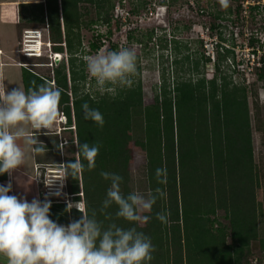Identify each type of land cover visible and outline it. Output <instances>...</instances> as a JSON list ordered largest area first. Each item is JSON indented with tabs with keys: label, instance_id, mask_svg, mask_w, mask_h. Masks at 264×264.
Instances as JSON below:
<instances>
[{
	"label": "trees",
	"instance_id": "obj_1",
	"mask_svg": "<svg viewBox=\"0 0 264 264\" xmlns=\"http://www.w3.org/2000/svg\"><path fill=\"white\" fill-rule=\"evenodd\" d=\"M233 1L235 7L227 11H234L233 23L246 21L248 26L249 20L251 23L260 12L264 14V0H254L256 3L247 7V18L241 16V0ZM161 3L165 5L164 0ZM0 6L1 21L46 25L53 52L61 53L64 49L68 54L67 62L61 60L53 66L51 77L21 67V82L27 91L52 79L62 90L59 107L66 117V130L70 131L69 88L76 141L99 146L95 168L88 170L87 161L79 156L77 146L74 149L70 137L63 165L75 159H81L85 165L83 173L75 178L65 176L71 200L77 203L81 195L89 216L95 212L103 229L112 224L123 229L135 227L148 236L155 246L149 264H241L247 256L249 241L257 232L254 189L258 174L253 161L246 88L224 75L217 77L218 61L230 50L216 51L214 72L206 78L191 81L190 78L177 80L175 76L172 89L163 83L150 103L143 102L139 82L118 89L115 96L108 92L91 94L82 88L86 79L82 56L97 52L109 42L113 31L119 29L112 0H43ZM91 12L94 18H88ZM214 17L224 18L219 13ZM98 22L109 27L104 33L92 34L88 50L84 51L81 29ZM217 25L212 24L211 29ZM257 41L253 37L249 39L250 44ZM109 48L116 46L111 44ZM205 59V62L209 60ZM77 60L82 65L78 70ZM254 74L261 81L264 93V64ZM85 102L102 113L103 127L84 119L81 105ZM262 106L264 109V100ZM135 118L141 120V138H134L132 134ZM259 131L264 135V117ZM136 152L143 153L145 159L149 192L155 194L160 189L163 193L152 212L144 213L151 217L146 224L117 217L118 206L114 203L101 211L111 182L100 173L120 175L121 190L126 196L132 192L128 186L129 165ZM162 167L167 169V181L163 184L156 177V169ZM4 177L5 173L0 174V180ZM217 211L226 218V226L213 228ZM157 213H169L168 223L159 221ZM49 215L58 224H68L80 219L82 214L75 207L68 208L64 202H57L51 203Z\"/></svg>",
	"mask_w": 264,
	"mask_h": 264
},
{
	"label": "clouds",
	"instance_id": "obj_2",
	"mask_svg": "<svg viewBox=\"0 0 264 264\" xmlns=\"http://www.w3.org/2000/svg\"><path fill=\"white\" fill-rule=\"evenodd\" d=\"M220 4L226 8L229 0H220ZM86 66L98 90L115 96L116 88L130 86L131 78L137 74V54L127 47L103 50L88 56ZM61 91L55 84L47 83L27 91L18 87L6 92L0 83V174H11L23 165L28 151L44 152L37 133L41 129L47 133L60 121ZM81 107L85 120L103 127L104 117L98 109L90 108L86 102ZM19 141H23L24 147ZM75 143L79 156L87 161V169H94L99 146L80 144L78 140ZM84 170L82 160L75 159L64 164L56 178L67 175L75 178ZM100 175L111 182L101 211L114 203L118 206L117 217L139 224L149 222L151 217L144 213L152 212L158 196L163 194L160 189L155 194L133 191L125 196L120 175L109 172ZM156 177L159 183H166L167 169L157 168ZM11 189V183L0 185V256L6 258L7 264H149L153 259L155 246L135 227L123 229L112 224L103 229L95 212L89 216L86 204L76 207L82 214L80 219L67 225L58 224L50 218V201L33 198L29 202L9 195ZM169 215L157 213L156 218L166 224Z\"/></svg>",
	"mask_w": 264,
	"mask_h": 264
},
{
	"label": "rangeland",
	"instance_id": "obj_3",
	"mask_svg": "<svg viewBox=\"0 0 264 264\" xmlns=\"http://www.w3.org/2000/svg\"><path fill=\"white\" fill-rule=\"evenodd\" d=\"M16 1L17 0H0L2 3H13ZM112 1L114 4H117L119 0ZM145 1L146 3H144ZM164 1L165 5L161 3L162 0L121 1L123 7L129 11L127 22L123 25L120 24L119 29H116L111 34L109 42H105L97 52L89 55L84 54L82 56V60L84 61L83 68L86 74L85 84L82 85L84 91H89L91 94L102 93L98 90L95 80L91 78L87 72L86 58L103 50L114 51L124 47L135 50L137 54L138 71L137 74L131 78L132 83L130 86L139 82L141 85L143 102L150 103L153 100L154 94L160 92L163 83L172 89L175 76L177 80L190 78L191 81H194L197 78H206L208 74L214 72V62H212L211 59L205 62L207 52L211 49L213 50L208 43L211 39L206 38V40L209 41L204 45V38L206 37V32L204 31L205 26L209 27L210 30L214 32L217 28L211 29V25H216L218 20H221L223 23H220L221 25L219 24L218 28L221 29L222 36L227 38L228 42H231V38L234 40L236 39V42L245 41L241 32H247L248 30L251 32L256 31L259 40L264 42V14L260 12V14L255 16V21L251 23L249 20L247 26L248 30H246V28L244 29V27L241 26L240 21L233 23V20L235 21L234 11L230 13L227 12L228 8L233 10L235 7V1L233 0H229V4L226 8L221 6L220 0H192V4L190 3L191 0ZM143 3L145 4V6H143L144 9H142ZM199 8L203 9V12H200ZM138 10H140V14L136 12ZM216 13H219V15L224 18H215L214 15ZM87 16L88 18H94L92 12ZM108 27L109 25L98 22L91 25L89 28H82L83 50H88L87 44L92 34L96 32L104 33ZM25 28L39 29L40 31L38 32L37 38L39 41V51L36 55L24 56L20 51L21 42L23 40L22 33ZM201 28L203 29L202 33ZM8 31L11 32L13 38L17 34L20 60L26 65L25 68H30L33 72L45 77H51L52 68L56 64L53 60L52 44L46 41L48 39L47 26L26 24L23 21L15 25L14 23L0 20V33H4L5 35L2 36L3 39L9 36ZM41 40L46 42L42 44ZM111 44H114L116 48L110 49L109 46ZM59 54L58 62L61 60L67 62L66 59L68 54L65 50L62 49ZM214 56L215 61H217L215 53ZM75 63L76 70H78L82 65L78 60ZM221 63L222 60H219L217 77L220 78L224 75L228 80V73L226 70L222 69ZM229 80L231 81V79ZM49 83H53L52 79ZM243 83L248 96L253 161L255 163V170L258 174L257 186L254 189L258 215L256 236L249 241L246 248L247 256L242 259L241 264H264V135L259 131L262 127L264 117V109L262 106L264 93L262 83L256 78L255 74H251L247 78H244ZM67 86L70 87L68 74ZM78 87H81L80 83H78ZM122 87L124 86L117 87L116 92ZM67 94L69 96L71 118L70 131L65 128L64 122L66 123V117L59 107L61 112L60 121L47 133L44 129H41L37 133L38 141L44 144L41 145L44 146V152L36 153V163L40 164L42 172H46V174L49 175H57L55 172L58 170L56 171V169L64 168L63 154L67 149L66 145L70 137L72 138L74 149L76 148L74 117L72 104L70 102L72 96L69 88ZM141 126V120L135 118L132 128L134 138L142 137ZM49 170L54 173H50ZM51 178L55 180L53 182L54 186H51V188H46L43 182L38 183L40 201L47 200L51 203L64 202L67 207L70 206L75 208L83 204L81 195H79L78 203L71 200V194L68 192L65 177L63 179L56 177ZM42 179L45 181V175L42 176ZM128 186L132 192L138 191L143 194L149 192L145 159L141 152L133 154L132 162L129 165ZM215 219L217 222L214 224L213 228L227 225V220L220 211L215 213ZM225 241L226 243L229 242L228 236L225 238ZM0 259L6 260L3 256H0Z\"/></svg>",
	"mask_w": 264,
	"mask_h": 264
},
{
	"label": "built area",
	"instance_id": "obj_4",
	"mask_svg": "<svg viewBox=\"0 0 264 264\" xmlns=\"http://www.w3.org/2000/svg\"><path fill=\"white\" fill-rule=\"evenodd\" d=\"M43 0H17L16 2L18 3H26V2H40ZM123 0H119L117 2V4H115L114 6V11L115 13H117V19L119 21V24H125L127 22L128 16H129V11L123 7L122 2ZM263 2V0H262ZM190 3L192 4L193 1L191 0ZM254 3H256L254 0H241L240 4L242 6V10H241V16L242 18H247V14H248V9L247 7L249 5H253ZM151 12V11H150ZM201 12V10H200ZM242 21V20H241ZM218 24H222L223 22L221 20H218L217 22ZM220 24V25H221ZM219 25H217V29L214 30V32H212V30H210L209 27L204 28V31L206 32V37L205 39V44H207L206 38L211 39L209 43V45L213 48V50L211 49L210 51L207 52V57H209V60L211 59L212 62H215V56L214 53H216V51H219L220 53H224L225 49H229V53L227 55H225V57L222 59V63H221V67L222 69L226 70L228 73V77L229 79H231V82L237 85H244L243 80L244 78H247L249 75L254 74L255 70L258 69L259 67H261L264 64V45L261 46L260 44L263 43V41L259 40V37L257 36V32H251L250 30H248L247 28V23L245 22H241V26L244 27V29L246 28V30H248L247 32H241L242 36L245 38V41H238L236 42V39L234 40L233 38H231V42H228V39L225 38L224 36H222V31L220 28H218ZM219 29V30H218ZM33 32V33H30ZM34 32H40L39 29H33V28H25L23 29V40L21 42V53L24 56H28L25 55L27 53H32L31 51H28L27 49H30L31 46L33 45V42L31 41H26V40H35L34 38H28L26 37L27 35H36ZM203 32V29L201 28V33ZM221 32L220 35L222 36V39L219 38V33ZM202 37V35H201ZM253 37L259 41L254 42L253 44L249 43V39ZM48 42V39L46 40ZM45 41V42H46ZM205 47V46H204ZM53 55H56L53 53ZM65 124V122H64ZM64 126V125H63ZM65 128H67L65 126ZM69 128L71 129V127L69 126ZM73 128V127H72ZM58 170V171H57ZM63 169H56L57 175L59 176V174L62 172ZM49 172H53L51 170H49ZM54 173V172H53ZM45 175V181L44 179H42V176ZM57 175H49L46 174V172H42L41 166L40 164H35L34 165V179L38 182V183H44L46 188H51V186L53 185V182L55 181L54 178L52 179L51 177H57ZM47 176V177H46ZM63 179V178H62ZM50 180L51 183L50 184H46L48 183ZM49 190V189H47ZM78 203V202H77Z\"/></svg>",
	"mask_w": 264,
	"mask_h": 264
},
{
	"label": "crops",
	"instance_id": "obj_5",
	"mask_svg": "<svg viewBox=\"0 0 264 264\" xmlns=\"http://www.w3.org/2000/svg\"><path fill=\"white\" fill-rule=\"evenodd\" d=\"M12 2V1H7ZM0 4H4L0 2ZM16 27V26H15ZM9 32L8 37L0 33V83L5 87V91L14 88H21V67L26 65L20 60L19 41L16 36ZM17 33V32H16ZM24 147L23 141H19ZM36 164V153L28 151L25 163L13 170L11 174L5 173L4 179L0 180V185L6 186L11 183L12 189L9 195H16L20 199L31 202L33 198L40 200L38 182L34 179V165Z\"/></svg>",
	"mask_w": 264,
	"mask_h": 264
},
{
	"label": "bare ground",
	"instance_id": "obj_6",
	"mask_svg": "<svg viewBox=\"0 0 264 264\" xmlns=\"http://www.w3.org/2000/svg\"><path fill=\"white\" fill-rule=\"evenodd\" d=\"M30 33H33V32H30ZM36 35H27L26 37H28V38H34L35 40H26V41H31V42H33V45L31 46V48L30 49H27L28 51H31L32 53H27V54H25V55H28V56H30V55H36V54H38V51H39V41L37 40V38H38V32H34ZM60 52V51H59ZM54 54H56V56H58L59 57V53H54ZM70 207V206H69Z\"/></svg>",
	"mask_w": 264,
	"mask_h": 264
},
{
	"label": "water",
	"instance_id": "obj_7",
	"mask_svg": "<svg viewBox=\"0 0 264 264\" xmlns=\"http://www.w3.org/2000/svg\"><path fill=\"white\" fill-rule=\"evenodd\" d=\"M53 60H54V63L57 64L58 61H59V57L56 56V55H54V56H53ZM0 264H7V260H2V259H0Z\"/></svg>",
	"mask_w": 264,
	"mask_h": 264
}]
</instances>
